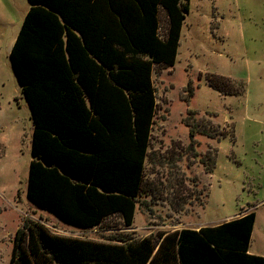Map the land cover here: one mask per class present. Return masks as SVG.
Segmentation results:
<instances>
[{
    "label": "trees",
    "instance_id": "trees-1",
    "mask_svg": "<svg viewBox=\"0 0 264 264\" xmlns=\"http://www.w3.org/2000/svg\"><path fill=\"white\" fill-rule=\"evenodd\" d=\"M10 62L34 132L28 200L60 221L92 229L118 215L135 222L154 117L152 68L175 66L191 0H29ZM167 22L161 36V15ZM238 96L226 77L207 78ZM192 114V113H191ZM190 138H215L188 122ZM256 213L113 243L52 233L28 220L10 264H264L250 255Z\"/></svg>",
    "mask_w": 264,
    "mask_h": 264
},
{
    "label": "rangeland",
    "instance_id": "rangeland-1",
    "mask_svg": "<svg viewBox=\"0 0 264 264\" xmlns=\"http://www.w3.org/2000/svg\"><path fill=\"white\" fill-rule=\"evenodd\" d=\"M19 2L12 16L7 11L14 22L0 47V264H10L13 239L28 220L58 235L113 243L157 240L240 212L256 213L250 250L264 256V0H191L175 68H152L154 117L134 226L115 215L92 229L66 224L27 197L34 127L9 48L23 23ZM212 74L244 93L221 94L207 80ZM188 122L215 138L191 139Z\"/></svg>",
    "mask_w": 264,
    "mask_h": 264
},
{
    "label": "crops",
    "instance_id": "crops-1",
    "mask_svg": "<svg viewBox=\"0 0 264 264\" xmlns=\"http://www.w3.org/2000/svg\"><path fill=\"white\" fill-rule=\"evenodd\" d=\"M20 2V7L22 6V9H23V11L22 10H19V12H21L22 13V17H23V23H24V20H25V18H26V16H27V14H28V12L30 11V8H31V5H30V3H29V0H27V4H28V6L26 5V3H23L22 2V0H19ZM0 5L1 6H4L6 9V12H4L3 14H2V16H1V18H0V47L2 46V44H3V42H4V40H5V38H6V35H7V33L9 32V27H7L6 26V23H7V21H9V24L11 25V22H14V20L10 17L9 18V16H7V11H8V9L9 8H12L14 11H13V13L11 14V16L15 13V12H17V3H16V0H0ZM20 7H19V9H20ZM24 7V8H23ZM190 15V14H189ZM188 15V16H189ZM188 16H187V18H188ZM186 21H187V19H186ZM186 21H185V24H186ZM23 23H22V26H23ZM185 24H184V26H185ZM1 26H3V27H1ZM22 28V27H21ZM184 28V27H183ZM20 31H21V29H20ZM20 31H19V33H20ZM19 33H18V35H17V37H16V39L12 42V44L9 46V48L11 49V51H12V49H13V47H14V45H15V43H16V41H17V38H18V36H19ZM183 36H184V34H183V31H182V36H181V41H182V38H183ZM181 41H180V43H181ZM10 54H11V52H10ZM10 65H11V62H10ZM11 68H12V65H11ZM173 68H175V66L174 67H172V68H168V69H165V70H170V69H173ZM13 70V69H12ZM14 73V72H13ZM14 76H15V74H14ZM15 78H16V76H15ZM16 80H17V78H16ZM18 82V81H17ZM18 85H19V83H18ZM19 87H20V85H19ZM20 90H21V94H22V89H21V87H20ZM22 97L24 98V96H23V94H22ZM25 99V98H24ZM29 179V178H28ZM27 188H28V185H27ZM245 212H243V213H239V214H237L236 216H234L232 219H229V220H227V221H225V222H230V221H232V220H235V219H238V218H241V217H243V216H245L246 214H244ZM248 214V213H247ZM135 218H136V216H135ZM225 222H222V223H220V224H218V225H214V226H211V227H215V226H219V225H221V224H223V223H225ZM134 226V225H133ZM207 227V226H206ZM201 228H203V227H200V228H198V229H191V230H196V231H199ZM182 231V230H181ZM176 232V231H175ZM254 232V231H253ZM169 233H173V232H169ZM252 236H253V234H252ZM251 242H252V238H251ZM250 248H251V245H250ZM12 253H13V250H12ZM250 255H255V254H253L252 252H251V250L249 249V252H248ZM257 256H259V255H257ZM262 257H264V256H262Z\"/></svg>",
    "mask_w": 264,
    "mask_h": 264
}]
</instances>
